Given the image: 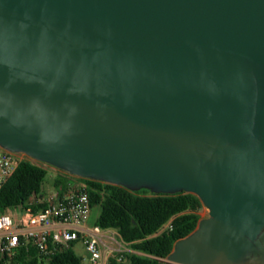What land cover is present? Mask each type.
<instances>
[{"label":"water","instance_id":"water-1","mask_svg":"<svg viewBox=\"0 0 264 264\" xmlns=\"http://www.w3.org/2000/svg\"><path fill=\"white\" fill-rule=\"evenodd\" d=\"M0 146L198 197L164 264H264V0H0Z\"/></svg>","mask_w":264,"mask_h":264},{"label":"trees","instance_id":"trees-1","mask_svg":"<svg viewBox=\"0 0 264 264\" xmlns=\"http://www.w3.org/2000/svg\"><path fill=\"white\" fill-rule=\"evenodd\" d=\"M47 169L31 161L18 162L17 168L0 191V211L15 209L40 211L43 185ZM89 186L92 208H100L95 225L103 230H114L128 248L137 254L127 253L131 264H164L177 242L191 235L201 221L205 208L192 194L154 195L148 190L131 192L123 187L92 180ZM65 183L57 180L56 185ZM171 223V229H164ZM0 264H8L1 261ZM10 264H84L73 248L57 252L46 263L32 250L21 251Z\"/></svg>","mask_w":264,"mask_h":264},{"label":"built area","instance_id":"built-area-1","mask_svg":"<svg viewBox=\"0 0 264 264\" xmlns=\"http://www.w3.org/2000/svg\"><path fill=\"white\" fill-rule=\"evenodd\" d=\"M22 156L0 146V191L18 162L24 160ZM89 189L82 178L66 173L65 184L59 185L56 193L41 197L44 209L0 211V262L10 264L21 251L34 250L40 260L48 263L60 250L76 251L80 246L85 253L84 264H123L128 246L116 231L92 223ZM171 228L169 223L164 229Z\"/></svg>","mask_w":264,"mask_h":264},{"label":"rangeland","instance_id":"rangeland-1","mask_svg":"<svg viewBox=\"0 0 264 264\" xmlns=\"http://www.w3.org/2000/svg\"><path fill=\"white\" fill-rule=\"evenodd\" d=\"M21 158L24 159V160H27V161H31V162H33V163H35V164H37L39 166H42L45 169H47L48 175H47L45 183L43 185V191H42V196L43 197L52 195L53 193H56V191H58L57 190L58 186L56 185L57 180H59L61 178H62V180L66 179V173H64L63 171H61V170H59L57 168H54L52 166H49V165H46V164H43V163H39V162L29 158L26 155L22 156ZM93 213H94V217H97L100 214V208H98V207L94 208L93 209ZM200 215H201V218H202L201 220L209 218V210L204 208L200 212ZM75 254H77L78 256H80L82 258L84 257V252H83V250H82V248L80 246L76 248ZM124 264H131L128 258H126V262Z\"/></svg>","mask_w":264,"mask_h":264},{"label":"crops","instance_id":"crops-1","mask_svg":"<svg viewBox=\"0 0 264 264\" xmlns=\"http://www.w3.org/2000/svg\"><path fill=\"white\" fill-rule=\"evenodd\" d=\"M98 216H99V215H98ZM98 216H97V217H94V213H93V211H92V216H91V221H92V223H94V222L97 220ZM127 250H128L129 253L137 254L136 252L130 250L129 248H127ZM83 252H84V251H83ZM84 257H85V253H84ZM125 262H126V261H125ZM125 262H124V263H125ZM124 263H123V264H124Z\"/></svg>","mask_w":264,"mask_h":264}]
</instances>
